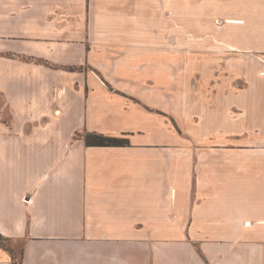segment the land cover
<instances>
[{
    "label": "crops",
    "instance_id": "crops-1",
    "mask_svg": "<svg viewBox=\"0 0 264 264\" xmlns=\"http://www.w3.org/2000/svg\"><path fill=\"white\" fill-rule=\"evenodd\" d=\"M0 233V264H264V0H0Z\"/></svg>",
    "mask_w": 264,
    "mask_h": 264
},
{
    "label": "trees",
    "instance_id": "trees-1",
    "mask_svg": "<svg viewBox=\"0 0 264 264\" xmlns=\"http://www.w3.org/2000/svg\"><path fill=\"white\" fill-rule=\"evenodd\" d=\"M38 60L44 62V60L42 59H38ZM85 141L87 145H100V146H123L129 144V140L126 138L106 136L96 132H86ZM0 247L14 254V250L10 245V238L4 236L1 233H0ZM14 264H19L16 259L14 260Z\"/></svg>",
    "mask_w": 264,
    "mask_h": 264
},
{
    "label": "rangeland",
    "instance_id": "rangeland-1",
    "mask_svg": "<svg viewBox=\"0 0 264 264\" xmlns=\"http://www.w3.org/2000/svg\"><path fill=\"white\" fill-rule=\"evenodd\" d=\"M181 47L185 48L186 46H179V48H181ZM187 47H189V46H187ZM198 47H200V46H198Z\"/></svg>",
    "mask_w": 264,
    "mask_h": 264
}]
</instances>
